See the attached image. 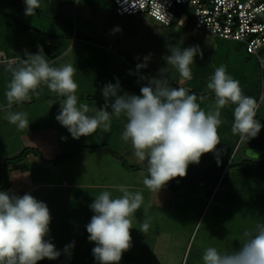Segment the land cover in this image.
<instances>
[{
  "label": "clouds",
  "instance_id": "9594fccd",
  "mask_svg": "<svg viewBox=\"0 0 264 264\" xmlns=\"http://www.w3.org/2000/svg\"><path fill=\"white\" fill-rule=\"evenodd\" d=\"M24 3L25 15L29 17L35 16L41 7L40 0ZM168 49L167 67L159 70L158 77H141L147 79V84L140 88V95H119L117 79L116 84L108 83L102 89L105 105L100 109L85 103L78 105V84L73 78L76 68L72 64L54 67L42 48L37 54L26 51L20 66L7 69L12 73L5 91L7 107L30 100V93L39 95L36 90L44 84L52 93L65 98L55 119L74 139L93 135L98 129L107 133L113 117H125L121 138L131 142L139 161H146L148 175L143 179L144 186L158 192L172 179L185 177L188 165L198 164L203 154L219 155L223 151L217 148L221 143L218 128L222 123L221 109L226 105H235L231 132L238 136L240 144L246 145L262 127L256 119L257 100L244 94L240 81L228 74L224 65L215 69L207 83L216 98L214 109L207 113L187 88L172 87L168 66L175 67L182 80H191L190 65L194 64L199 48L169 45ZM145 66L138 64L137 69ZM109 107L111 111L107 110ZM90 111L95 114L88 115ZM5 119L18 130L29 128L26 112L9 111ZM118 190L121 196L113 197L110 191H103L89 206L94 215L86 230L89 241L95 242L92 253L100 264H119L123 252L130 249L132 220L143 204L141 192L129 191L124 185H119ZM143 217L138 229L146 235L150 228L147 208H143ZM50 221L48 206L31 194L17 196L0 191V264H37L45 258L57 259L60 251L45 239ZM67 247L71 245L66 250ZM202 260L203 264H264V222L242 234L238 250L220 252L208 247Z\"/></svg>",
  "mask_w": 264,
  "mask_h": 264
},
{
  "label": "rangeland",
  "instance_id": "374dc122",
  "mask_svg": "<svg viewBox=\"0 0 264 264\" xmlns=\"http://www.w3.org/2000/svg\"><path fill=\"white\" fill-rule=\"evenodd\" d=\"M40 3L37 14L29 17L25 15L24 0H0L3 47L11 46L6 37L9 33L13 35L14 46H19L22 40L28 45L31 43L29 49L37 51L53 45L70 48L73 42L76 47L103 37L102 42L119 48L122 57L126 46H134L136 51L133 53L126 51L131 53L128 57L136 59V64L146 65L152 74L157 75L161 68H166L163 61L166 62L165 57L170 55L169 45L181 48L197 46L199 53L194 57V64L190 65L195 82L189 83L188 87L192 88L189 94L197 96L202 110L207 113L215 107V93L207 88V83L221 65L240 81L245 95L257 100L259 109L256 119L262 125L258 135L246 145L240 144L238 136L231 132L235 105H226L221 109L222 123L218 128L221 143L217 148L223 151L219 155L211 152L203 154L198 164L188 165L185 177H176L166 184L177 187L183 181L178 187L197 188L199 192H183L173 198L179 207L172 213L173 217H167L166 223L163 222V211L155 212V229L161 232L157 234L165 235L168 241L166 254L160 253L157 258L160 264L164 261L171 264H203L202 256L208 247H215L220 252L238 250L242 234L256 223L264 222V78L259 60L245 53L240 42L217 39L203 28H195L192 22L187 21L182 28L165 27L144 14L123 15L127 20L121 21L117 19L110 0H40ZM117 52L112 54L116 56ZM3 54L0 50V66L4 67L8 62L2 61ZM145 57L149 58L145 60ZM169 69L168 79H177V69L172 66ZM2 74L0 72V76ZM11 79L12 76H8L7 80L4 76L0 79V148L5 142H39L36 134L28 135L25 129L18 130L5 119L9 111L26 112L30 121L44 101L39 99L28 106L25 101L8 108L5 91ZM118 169L117 165L114 171L117 173ZM146 174L139 172L127 180L131 179V182H136V187H141ZM212 187H219V190H211ZM156 199L160 200L159 197ZM181 209H184L183 216L177 213ZM134 217L132 226L136 222ZM130 232L136 233L135 225Z\"/></svg>",
  "mask_w": 264,
  "mask_h": 264
},
{
  "label": "crops",
  "instance_id": "0c3cea01",
  "mask_svg": "<svg viewBox=\"0 0 264 264\" xmlns=\"http://www.w3.org/2000/svg\"><path fill=\"white\" fill-rule=\"evenodd\" d=\"M117 19L127 20L123 15H118ZM104 34L105 31L103 36ZM6 37L11 41V46L0 47L1 51L5 50V57L10 59L7 65L0 66V72L3 73L5 80L8 76H12L11 71L7 69L20 66V60L26 59V51L29 54H37L40 51V49L39 51L29 49L31 43L28 45L22 40L18 43L19 46H14L12 33ZM102 39L103 37L99 41L84 42L76 47L73 42L70 48L41 47L51 66L59 67L70 63L76 68L73 78L78 84L75 93L78 105L85 103L90 108L104 107L105 99L102 89L108 83L116 84L117 79L120 84L119 95L124 93L140 95V88L147 84V79H141V77L159 76V74H152L146 67L142 70L137 69L136 59L129 58L131 53L126 52L136 51L134 46H126L125 55L122 57L123 55L119 54V48L104 44ZM36 45L39 46L38 43ZM115 51H118L116 56L112 54ZM163 62L165 63L163 66L167 67V63ZM159 65L162 66V64ZM2 75L0 79L3 78ZM192 82H195L193 76L187 81L182 80L180 76L175 80H172V77L169 79L172 87H185L189 91L192 88L188 85ZM36 91L39 95L30 93L31 99L26 102L27 106L38 102L39 99L44 101L37 109L39 111L31 117L29 128L25 130L28 135L36 134L39 142L2 143L0 163L26 150L22 158L12 160L6 166L7 181L2 191L17 196L31 194L49 208L51 221L49 233L45 239L50 240L61 255L55 260L45 258L37 264H100L92 253V249L96 246L95 242L89 241V233L86 230L87 224L94 215L89 206L95 196L103 191H110L113 197L121 196L122 193L118 190L119 185H124L132 192H141L143 195V204L138 210L141 213H136L134 217L136 222L133 226H136V233L130 232L131 247L123 252L119 264H160L157 258L160 253L166 254L168 241L164 238L165 235L157 234L161 232L155 229L157 223L155 212L163 211V222L166 223L167 217H173L172 213L179 207L175 205L173 198L175 199L183 192H199V189L165 185L157 192L145 186L136 187V182L127 179L134 178L139 172L147 173L146 177L148 172L146 161H139L135 157L131 142L121 138L127 122L125 117H113L111 130L107 133L98 129L93 135L74 139L55 119L65 98L52 93L44 84H41ZM107 110L111 111V108ZM94 114V111L88 113L90 116ZM117 165L120 170L118 169L116 173L114 170ZM210 188L207 190L209 191ZM216 189L219 190V187H212L211 190ZM157 197L160 200H157ZM165 201L170 202L165 203ZM143 208L148 209L150 218V228L146 235L138 229L139 223L141 224L144 219ZM177 213L180 214L179 216L185 215L184 209ZM70 245L71 247H67L66 250V246ZM128 258L132 260L127 261ZM164 262V264H171Z\"/></svg>",
  "mask_w": 264,
  "mask_h": 264
},
{
  "label": "built area",
  "instance_id": "2783aa9c",
  "mask_svg": "<svg viewBox=\"0 0 264 264\" xmlns=\"http://www.w3.org/2000/svg\"><path fill=\"white\" fill-rule=\"evenodd\" d=\"M117 15L144 14L164 26L192 22L220 40L240 42L264 72V0H110ZM188 21V22H187ZM3 62H10L3 54Z\"/></svg>",
  "mask_w": 264,
  "mask_h": 264
},
{
  "label": "trees",
  "instance_id": "16d2710c",
  "mask_svg": "<svg viewBox=\"0 0 264 264\" xmlns=\"http://www.w3.org/2000/svg\"><path fill=\"white\" fill-rule=\"evenodd\" d=\"M173 27H175V28H182V27H179V26H177L176 24H171ZM171 25L170 26H165V27H171ZM3 42H2V39L0 38V47L2 48L3 47ZM53 47H55L54 45H53ZM3 50V49H2ZM5 50H3V52H4ZM246 53V52H245ZM4 54H5V52H4ZM248 54V53H247ZM248 55H250V54H248ZM261 75H262V78H264V72L263 71H261ZM25 152H26V150H23V151H21L19 154H17V155H15V156H13V157H11L10 159H8V158H6L2 163H0V191H2V190H4L5 189V186H6V184H5V182L7 181L6 180V177H7V172H6V166L8 165V163L9 162H11L12 160H17V159H20V158H22V156L25 154ZM193 180V179H192ZM181 182H183V181H181ZM180 182V183H181ZM180 183L178 184V185H180Z\"/></svg>",
  "mask_w": 264,
  "mask_h": 264
}]
</instances>
